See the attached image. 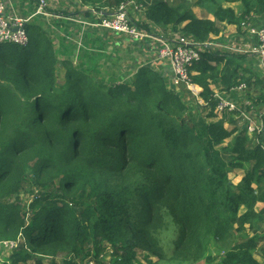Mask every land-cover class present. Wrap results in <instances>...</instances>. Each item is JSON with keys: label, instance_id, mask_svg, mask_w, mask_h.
Segmentation results:
<instances>
[{"label": "trees", "instance_id": "1", "mask_svg": "<svg viewBox=\"0 0 264 264\" xmlns=\"http://www.w3.org/2000/svg\"><path fill=\"white\" fill-rule=\"evenodd\" d=\"M215 1L143 4L138 26L196 43L224 25L240 31L246 18L264 28V0H221L240 15L204 8ZM25 31V47L0 45V242H19L1 264L264 262V129L253 137L238 112L214 114L213 88L242 83L239 110L264 109V81L246 55L205 48L190 76L199 104L144 65L120 84L67 63L60 74L49 39Z\"/></svg>", "mask_w": 264, "mask_h": 264}, {"label": "crops", "instance_id": "2", "mask_svg": "<svg viewBox=\"0 0 264 264\" xmlns=\"http://www.w3.org/2000/svg\"><path fill=\"white\" fill-rule=\"evenodd\" d=\"M46 1L48 3L46 16H41L36 14V3L34 0H0L4 5V15L6 17L22 20L25 29L40 30L49 39L59 62L58 71L60 74L64 73L61 63H67L73 66L78 65L85 71H93L97 81L110 83L111 80H114L116 84H120L124 80L132 78L138 68L144 65L160 73L169 86L174 89L170 82L169 65L166 62L157 61L154 45L147 42L136 43L125 36L94 26L100 16H109L116 7L109 9L102 7L99 3L89 4L82 0ZM134 1L141 9L136 10L133 6L129 7L130 18L137 25L146 23L143 4L150 6L158 0ZM169 1L172 2L173 0ZM222 5H225L223 8L234 10L237 15L241 13L238 3H225ZM197 10H199L198 12L202 11V9H195L193 12L195 13ZM195 16L212 20V16L209 13L203 16L195 13ZM149 29L156 34H164L163 32L165 31L163 28L153 24H149ZM238 36L242 39L240 44L247 43V39L238 30V27L235 25H224L220 35L213 37L211 40L222 45L226 43L236 44L239 41ZM246 57L250 64H254L256 68L258 67V61L255 57ZM251 69L254 73H258L255 68ZM194 87L199 94L201 88L196 85ZM175 90L177 89L175 88ZM214 90L225 93V98L238 103V105L244 99V94L241 93L225 92L213 88V94L216 93ZM197 101L200 103L201 99L198 98ZM245 105L247 103H244ZM224 127L228 128V125L225 124ZM260 206L263 205H258V208Z\"/></svg>", "mask_w": 264, "mask_h": 264}, {"label": "built area", "instance_id": "3", "mask_svg": "<svg viewBox=\"0 0 264 264\" xmlns=\"http://www.w3.org/2000/svg\"><path fill=\"white\" fill-rule=\"evenodd\" d=\"M36 3V14L46 16L48 3L46 0H34ZM133 6L136 10L141 9L134 0H125L116 7L109 16H100L94 26L109 32L125 36L136 43H151L155 46L157 61L166 62L170 69L171 86L176 89L180 86L186 87L198 100L199 94L191 83V68L199 62L205 48H221L230 54H241L253 56L261 66H264V28H257L250 18H246L240 24V32L247 39V43L237 47L235 43L217 44L214 40L206 43H196L181 37L166 39L163 35L153 34L145 31L132 21L128 8ZM28 37L20 19L9 18L4 15V5L0 2V45L11 44L25 47ZM229 92L245 94L244 83L230 88ZM223 92H216L213 99L216 102L215 115L231 114L238 112L242 122L247 127V133L258 137L263 132L264 126L251 117L252 111H240L238 103L224 97ZM246 103V102H245ZM199 104H202V100ZM248 105V103H247ZM258 118V116H256ZM261 119V116L259 117ZM18 241L0 242V261L9 259V256L18 247Z\"/></svg>", "mask_w": 264, "mask_h": 264}, {"label": "rangeland", "instance_id": "4", "mask_svg": "<svg viewBox=\"0 0 264 264\" xmlns=\"http://www.w3.org/2000/svg\"><path fill=\"white\" fill-rule=\"evenodd\" d=\"M192 2H196L197 0H191ZM215 1V0H214ZM215 2H217V3H213V4H209V5H206L204 8H207V9H214V8H216L218 5L217 4H219V5H222V4H225L224 2H222L221 0H216ZM222 6H225V5H222ZM196 9H202V8H196ZM193 10H195V9H193ZM192 10V11H193ZM199 10H197L195 13H197V14H199L200 16H203V15H205V14H208L209 13V11L208 10H203L202 9V11L201 12H198ZM194 13V12H193ZM195 13H194V15H195ZM239 37V36H238ZM239 41L238 42H236V47L238 46V45H240V43H241V41H242V39L239 37V39H238ZM215 50H217L216 48H214V51ZM230 55H234V54H230ZM247 56V55H246ZM251 67L252 68H255L256 70H257V74H260V76L262 77V79H263V81H264V66H261L260 64H259V62H258V67L256 68L255 66H254V64H251ZM174 89V91H176L175 90V87H173ZM180 88H178L177 90H179ZM195 91L197 92V90L195 89ZM214 91H216L217 92V90H214ZM197 101V100H196ZM197 103H198V101H197ZM247 103V102H246ZM259 109V108H258ZM260 110V112H254V114H252L251 113V117L252 118H254V120L256 121V122H258V126L259 125H263L264 124V121H263V119H262V115H264V109H259ZM217 117H218V119L221 117V115H216ZM256 116H258V118H256ZM261 116V119L259 118ZM228 141L229 140H227V141H225V144H224V146L228 143ZM229 178L231 179V181H232V183L234 184V185H236L237 184V181H239V179H241V175H237L236 176V174H234V173H231V174H229ZM22 197V196H21ZM22 199H23V201L24 202H28L27 201V199H28V197H26V196H23L22 197ZM216 253L214 252V250L212 249V247L211 248H209V255H211L212 257L215 255ZM141 252H139L138 253V258L141 260ZM256 259L258 258V256L257 255H255L254 256ZM105 260H106V262H108V258H105ZM152 260L153 261H155L156 259L155 258H152ZM258 261L261 263V264H264V262H262V260H261V258L259 257L258 258ZM1 263H3V262H1L0 261V264ZM28 264H33V263H28ZM45 264H47V263H45ZM91 264H94V263H91ZM108 264V263H107ZM200 264H203V263H200ZM213 264H215V263H213Z\"/></svg>", "mask_w": 264, "mask_h": 264}, {"label": "bare ground", "instance_id": "5", "mask_svg": "<svg viewBox=\"0 0 264 264\" xmlns=\"http://www.w3.org/2000/svg\"><path fill=\"white\" fill-rule=\"evenodd\" d=\"M197 90V89H196Z\"/></svg>", "mask_w": 264, "mask_h": 264}]
</instances>
